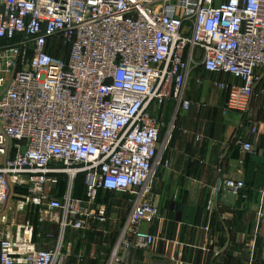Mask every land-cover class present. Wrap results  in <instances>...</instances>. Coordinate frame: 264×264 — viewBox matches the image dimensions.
<instances>
[{"label":"built area","instance_id":"built-area-1","mask_svg":"<svg viewBox=\"0 0 264 264\" xmlns=\"http://www.w3.org/2000/svg\"><path fill=\"white\" fill-rule=\"evenodd\" d=\"M198 69L226 92L224 112H246L256 94L264 112V0H0V221L12 199L16 211L44 206L61 231L36 248L30 223L6 228L0 264H65L64 233L107 219L101 190L125 193L129 208L104 264L149 248L142 226L157 217L153 186L168 166L158 115L169 100L175 115L190 108L184 91ZM249 133H260L255 123ZM60 182V195L48 190ZM244 188L224 178L213 200ZM257 215L264 238L263 207Z\"/></svg>","mask_w":264,"mask_h":264},{"label":"crops","instance_id":"crops-1","mask_svg":"<svg viewBox=\"0 0 264 264\" xmlns=\"http://www.w3.org/2000/svg\"><path fill=\"white\" fill-rule=\"evenodd\" d=\"M196 72L200 78L210 74L202 69ZM190 80H194L193 85L184 91L190 108L175 115V102L169 100L158 115L161 153L168 166L159 168L153 186L158 194L157 217L142 226L155 241L147 249L130 250L127 264H264L262 221L257 215L264 208V138L260 134L264 112L260 97L253 96L246 112H224L226 92H210L212 82L209 85L203 80L198 85L195 79ZM253 123L260 132L256 137L249 133ZM238 138L252 142L254 152H242L235 142ZM224 178L245 183L242 197L236 198L234 205L221 202L223 194L213 200L214 187ZM60 183L57 189L48 190L60 195L64 188ZM75 188V196L83 198V186L76 184ZM16 192L25 191L17 188ZM126 199L123 192L101 190L98 205L105 209L107 219L91 220L85 230L64 233L63 241L70 251L65 264L105 263L129 214ZM4 213L0 234L7 228L14 235L20 226L22 232L28 222L36 248L52 247L59 240V224L48 217L44 206L29 205L16 211L11 199Z\"/></svg>","mask_w":264,"mask_h":264},{"label":"rangeland","instance_id":"rangeland-1","mask_svg":"<svg viewBox=\"0 0 264 264\" xmlns=\"http://www.w3.org/2000/svg\"><path fill=\"white\" fill-rule=\"evenodd\" d=\"M196 73H197V72L195 71L194 74H193V77H192L193 79L196 78V76H197ZM213 76H214L213 74H212V75H210V74H206V75H203V76H202V77H203L202 79L205 80V81H207V82H209L208 84L211 85V81H212ZM193 81H194V80H189L188 83H187V86H186V87H188V86L191 85V84L193 85ZM211 89H213V90H219V91H220V89L215 88V87H211V86H210V90H209L210 92L212 91ZM162 137H163V136H162ZM160 139H161V138H160ZM160 141H161V140H160ZM76 184H77V187H81V186H79L80 182H79V183H76ZM76 184H75V186H76ZM62 185L65 186V182H64ZM80 185H81V184H80ZM75 189H77V188H75Z\"/></svg>","mask_w":264,"mask_h":264},{"label":"water","instance_id":"water-1","mask_svg":"<svg viewBox=\"0 0 264 264\" xmlns=\"http://www.w3.org/2000/svg\"><path fill=\"white\" fill-rule=\"evenodd\" d=\"M220 201L224 204L234 205L236 203V198L232 193L224 192L223 196L220 198Z\"/></svg>","mask_w":264,"mask_h":264},{"label":"trees","instance_id":"trees-1","mask_svg":"<svg viewBox=\"0 0 264 264\" xmlns=\"http://www.w3.org/2000/svg\"><path fill=\"white\" fill-rule=\"evenodd\" d=\"M256 93H258V91L255 92V94H256ZM256 95H257V94H256ZM258 96L260 97V95H258ZM260 99H261V98H260ZM77 182H78V183L80 182L81 185L79 184V186H81V187L83 186V184H82V178H81V177H79V178L77 179L76 183H77ZM76 183H75V184H76Z\"/></svg>","mask_w":264,"mask_h":264}]
</instances>
